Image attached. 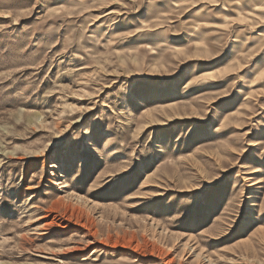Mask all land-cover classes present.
Here are the masks:
<instances>
[{"label":"rangeland","instance_id":"rangeland-1","mask_svg":"<svg viewBox=\"0 0 264 264\" xmlns=\"http://www.w3.org/2000/svg\"><path fill=\"white\" fill-rule=\"evenodd\" d=\"M0 264H264V0H0Z\"/></svg>","mask_w":264,"mask_h":264}]
</instances>
